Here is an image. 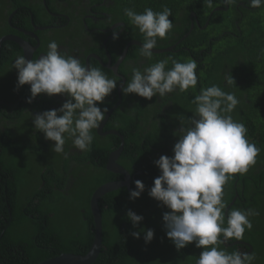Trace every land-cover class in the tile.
Listing matches in <instances>:
<instances>
[{
  "label": "trees",
  "instance_id": "trees-1",
  "mask_svg": "<svg viewBox=\"0 0 264 264\" xmlns=\"http://www.w3.org/2000/svg\"><path fill=\"white\" fill-rule=\"evenodd\" d=\"M90 1L67 0V6L59 0H45V3L44 0H0V38L20 33L9 23V17L14 14L12 24L27 29H33L32 19L40 25L54 24L51 20H63L61 24H64L68 20L66 28L51 31L55 39L62 40L66 33L72 38L75 35L81 39L87 32L85 21L88 24L93 22L91 18L84 19L90 15L89 5L103 2ZM241 1L250 5L249 0H236L229 12L215 11L209 18L210 25L206 30L196 25L195 30L179 45L180 52L153 53L151 59H141L145 61L142 66L137 63L136 68L143 70L166 59L169 61L167 70L172 67V60L184 63L191 59L197 63L195 72L198 82L195 88L164 96L162 102H158L157 97L147 100L122 92L125 111H114L107 127L125 135V149L119 162L132 176L135 175L133 190L134 182L140 180L145 191L133 200L130 191L123 187L100 200L103 248L94 264H196L202 249H197L193 243L178 251L169 239H164L166 230L163 214L169 210L152 199L148 192L155 178L160 175L154 162L162 155H174L173 148L178 141V135L174 133L178 134L181 127L189 126L188 119L195 114L196 109L192 100L200 94L201 88L212 85L235 94L239 103L230 115L234 121L245 125L246 138L260 149L255 165L244 175L236 174L224 186L223 197L227 204L224 210L225 226L227 215L233 208L255 209L259 215L249 217L253 228L245 231L244 239L240 240L243 243L233 244L238 241L230 240L228 243L233 245L224 244L221 248L229 253L254 252L256 259L253 264H264V5L251 10L239 5ZM72 6H76L75 13L69 11ZM217 6L225 7L222 0H213L212 8L207 7L204 0H111V7L103 9L112 13L111 23L124 22L126 30L130 32L131 36L123 42L124 48L131 39L142 43L144 40L143 35L125 16V8H131L137 13H143L145 8H151L154 12L169 8L173 28L165 39L158 38L156 47L164 49L183 39L189 32L191 23L196 22L191 18L192 12L204 16L205 22ZM94 9L101 10L102 7ZM51 13L67 14L69 18H56ZM236 20L242 31L238 30ZM71 27L75 31H69ZM225 31H232L236 35H223ZM100 37L103 42L104 36L100 34ZM211 38L217 40L210 42ZM204 49L205 52L201 54ZM89 50L101 52L95 48ZM101 50L104 51L103 48ZM17 55H23L18 43L7 41L2 45L0 264H37L62 253L85 255L95 236L91 197L100 186L122 178L107 169L110 153L119 147L121 141L114 135L100 136L95 129L90 151L71 154L70 149L74 148L72 140L66 138L64 148L68 155L55 153L52 150L54 142L46 140L44 134L35 129L32 118L35 116L34 111H42L49 101L55 105L60 101L41 94L31 103L27 102L31 96L30 86L17 88V72L12 69ZM140 57V46L133 45L129 48L125 62ZM114 58H117L115 52ZM91 67L100 68L109 78H116L118 84L122 82L95 59H91ZM125 67L124 64L122 74L130 81L132 72ZM229 73L235 85L226 83L225 76ZM112 105L113 102L100 106L109 109ZM150 118L154 119L151 125L148 121ZM71 179L73 184L66 192L65 184ZM234 200L235 203L227 212ZM128 210L143 217L138 226L133 227L127 219ZM156 220L157 232L150 243H145L143 234L139 239L133 238L132 232L152 229V222Z\"/></svg>",
  "mask_w": 264,
  "mask_h": 264
},
{
  "label": "clouds",
  "instance_id": "clouds-1",
  "mask_svg": "<svg viewBox=\"0 0 264 264\" xmlns=\"http://www.w3.org/2000/svg\"><path fill=\"white\" fill-rule=\"evenodd\" d=\"M204 3L213 7V0H204ZM222 3L231 6L236 0H222ZM262 5L264 0H250L252 8L259 9ZM124 14L144 37L140 55L151 59L158 38L165 39L173 28L169 19L171 10L164 7L162 12H154L145 8L143 13H137L125 8ZM118 32L116 28L114 40L119 38ZM168 63L162 60L143 70L133 67L131 80L121 91L152 100L157 95L163 98L177 90L185 92L195 88L198 77L194 60L184 63L172 60V67L166 70ZM12 69L17 72V88L30 86L28 103L41 94L67 97L59 109L38 113L32 118L35 129L46 140L54 142L52 150L67 156L64 148L67 138L81 153L90 151L93 130L100 128L109 111L100 105L116 89L117 79L109 78L100 68L85 67L78 58L63 53L54 40L48 43L46 54L38 59L17 55ZM225 80L228 85H235L231 73ZM192 103L196 109L188 119L189 126L174 133L178 135L174 155H162L154 162L160 175L148 195L169 210L163 214V222L175 248L179 251L195 243L197 249H202L196 264H253L254 252L229 253L221 245L230 240H243L245 231L253 228L249 217L259 213L255 209L233 208L225 226L227 204L223 197L224 186L236 174L244 175L255 165L260 149L246 138L245 125L230 115L239 103L234 93L212 85L201 88ZM134 183L135 190L130 192L133 200L145 191L142 181ZM127 219L136 227L143 217L128 210ZM141 234L146 244L154 238L152 229L131 233L135 239Z\"/></svg>",
  "mask_w": 264,
  "mask_h": 264
},
{
  "label": "flooded vegetation",
  "instance_id": "flooded-vegetation-1",
  "mask_svg": "<svg viewBox=\"0 0 264 264\" xmlns=\"http://www.w3.org/2000/svg\"><path fill=\"white\" fill-rule=\"evenodd\" d=\"M59 1L65 3L67 6H69V3L67 2V0H59ZM249 2H250V0H249ZM44 3H45V0H44ZM239 5L244 6L246 9L257 10L255 8H252L250 5L249 6L246 5V3L243 1L239 2ZM99 6L102 7L101 10H95L94 9V8H99ZM103 7H111V0H103V2L100 4L97 3V4H93V5L90 4L89 5L88 12H90L89 13L90 15H87L84 19L87 20V19L91 18V19H93V22L88 24L85 21V29L87 32L85 33V36L82 37L81 39L75 35L73 36L75 38L74 39V38H72V36L68 35L67 33L65 34L66 36H64L62 40L58 39V41H57V38L55 39V37L53 36L51 31L66 28L69 24L68 20H66V22L64 24H61V23H63V20H55V21L51 20V23H54V24H52V25H40L39 23H36L34 19H32L33 29H27L25 27L14 26L12 24V19L14 16V14H13L12 16L9 17V23L14 29H17L18 32H20V33H12L10 35H14L17 38L21 39L24 43H26V47H25L26 49L22 48L21 45H19L22 48L23 55H26V52L28 51V55H26V58L30 57V59H38L41 55L46 54L48 43L55 40L57 42L60 50L63 53H65L68 56H74V57L78 58L85 65V67L92 68L91 67V59H95L96 61H98V63L101 65V67H103L104 69H109L110 71H112L114 73V75L116 77L121 79L122 82L120 84H117L116 89L112 92V94L110 96H108L105 99L104 103L113 102V105H112V107L109 108V111L105 116V119L101 122L100 128L96 129L97 133L100 136L106 137L108 135H114V136H117L121 141L119 147L110 153L109 160L107 163V165H108L109 161H110L111 154L113 152L120 149L122 146H123L122 153L124 152V149H125V141H126L125 135L122 134L117 129H108V127H107L109 122H110V118L113 115L114 111H116L118 109H120L121 111H125V108L123 107L124 106L123 105L124 98L122 96L121 88H122V86H124L126 84L127 78L124 74H122V66L125 64L126 65L125 69L131 72V69L133 67L136 68L137 63H138V65L142 66L145 61H143V60L141 61V59L144 58L141 56L142 58L141 57L139 59L135 58L134 60H128L127 62H125L126 59H128L129 49H128L125 57L122 59L123 54H124V52L128 46L130 48L131 46L136 45L135 44L136 42H140V43H142V42L139 40H136V39H131L125 44L124 48H122L123 44H124L123 42L125 41V38L128 36H131V34H130V32H128L126 30V26H125L124 22L119 21V22L111 23L112 18H113L112 13L108 12V9H106V8L103 9ZM75 9H76V6H72L69 9V11L75 13ZM230 9H231V6H225V7L217 6V7H215L211 11L208 19L205 22L203 21L204 16L200 17L197 15V13L192 12L191 18H194L196 22L191 23L189 32L185 34L183 39L177 40L173 45L166 47V48H174V50L172 51L173 53L180 52L181 49L178 48L179 45L184 41L185 37H187L190 33H192L195 30L196 25L201 30H206L210 25V19L209 18L215 11L229 12ZM51 14L53 16H56V18H57V16L63 17V18L66 17L67 19L69 18L67 14H64V15L55 14V13H51ZM202 23H203V25H202ZM235 23L237 24L238 30L242 31L241 27L239 26V21L236 20ZM116 28L119 31L118 32L119 38L114 40L113 39V32ZM73 30L75 31L74 27H71L69 29V31H73ZM100 34H102L104 36V38H102L103 42H101ZM225 34L236 35L232 31H225L223 33V35H225ZM214 40H217V38L216 39L211 38L210 42H212ZM83 41H86V43H83ZM87 41L89 43H87ZM69 43H70V45H69ZM136 46H139V45H136ZM89 48L90 49L95 48L96 50H99L101 52L97 53V52H94L92 50H89ZM102 48L104 49V51L101 50ZM155 49H159V48H155ZM184 49L187 51H190V49L188 47H184ZM114 52L116 53V56H117L116 59L114 58ZM204 52H205V49L201 50L200 53L203 54ZM208 52H210V51H208ZM158 54H165V53H158ZM193 57H194V55H192V58ZM115 67H117L116 71H114ZM119 90H120V92H119ZM178 91L179 90H177L175 92H178ZM170 94L171 93H169L167 95H170ZM42 95H43V97H45V96L47 97V95H44V94H42ZM52 97L54 98L55 101H60V103H58V105H55V104H52V102L50 103V101H49L48 104H50L52 107H49V105L47 104V105H45V107H43L42 111H34V115H36L38 113H43L45 111H48L49 109L50 110L59 109L63 105L64 101H66V99H67L66 96H62V95H56V96H52ZM156 97L158 99V102H162L161 97H159L158 95ZM39 101L41 102V98H39ZM153 120H152V118H150L148 120L150 125L152 124ZM116 123L118 124V122H116ZM114 132H118L120 135H116ZM70 150H71L70 151L71 154L75 153V152H80L78 149H75V148L70 149ZM122 153H121V155H122ZM121 155L117 158V163L120 164L124 169H126V167L123 166L119 162ZM109 171H111V170H109ZM111 172L118 175L119 177H122V178L115 180V181H123L125 179L123 175L115 173L113 171H111ZM137 174H141V172L137 173ZM130 175H131V173H130ZM131 177H132V181H131L130 188L125 187L130 192L133 191L132 182L134 180L135 175L134 176L131 175ZM72 182H73V179H71V181H69V180L67 181V184H65V190L64 191L67 192L70 189V186L73 184ZM237 197H238V195H237ZM153 214L154 213L152 211V215ZM153 218L154 217H152V219ZM155 219H157V218H155ZM156 223H157V220L152 222V230H154V234L157 232ZM164 239H168L167 235L165 236ZM233 244H237V242H235ZM233 244H229L227 242V244H225V245L230 246Z\"/></svg>",
  "mask_w": 264,
  "mask_h": 264
},
{
  "label": "water",
  "instance_id": "water-1",
  "mask_svg": "<svg viewBox=\"0 0 264 264\" xmlns=\"http://www.w3.org/2000/svg\"><path fill=\"white\" fill-rule=\"evenodd\" d=\"M7 41H14L18 43L19 45H21L22 48L26 47V43H24L21 39L17 38L14 35H6L0 38V55H1L2 45ZM135 44L142 46V43L140 42H136ZM128 49H129V46L126 48L122 59L125 57ZM173 50L174 48H165V49H155L154 48L152 51L153 53L158 54V53L172 52ZM26 55H28V51L26 52ZM27 59H30V57H27ZM116 68L117 67H115L114 71L117 70ZM114 133L116 135H120L118 132H114ZM122 151H123V146L111 154L110 161H109V164L107 165V168L115 173L123 175L125 179L123 181H110L100 186L93 193L91 197V211H92L94 223H95V229H94L95 236H94V241H93V244L90 250L85 255L74 254V253H62L61 255H58L51 259L41 261L37 264H94L97 261L101 253V250L103 248V217H102V213L100 210L99 202L105 195L113 191H116L120 188H123V187L130 188L131 186L132 177L130 173L126 169H124L120 164L117 163V158L121 155ZM234 203H235V200L229 205L227 212ZM237 243H243V242L239 241Z\"/></svg>",
  "mask_w": 264,
  "mask_h": 264
}]
</instances>
